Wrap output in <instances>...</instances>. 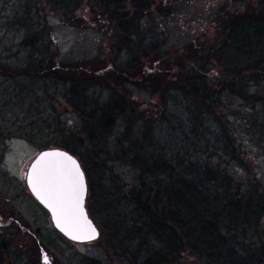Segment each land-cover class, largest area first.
<instances>
[{"label": "trees", "instance_id": "1", "mask_svg": "<svg viewBox=\"0 0 264 264\" xmlns=\"http://www.w3.org/2000/svg\"><path fill=\"white\" fill-rule=\"evenodd\" d=\"M182 1L90 0L88 10L110 33L106 57L117 55L116 63L95 61L98 56L77 66L48 62L45 19L37 14L43 25L36 29L25 19L29 62L26 73L12 76L27 91L62 89L80 119V131L65 130L57 110L42 113L38 96L33 99L41 123L32 124H40L41 134L54 125V141L43 151L58 148L79 159L89 214L120 264H264V199L233 188L229 168L242 167L244 150L219 116L224 96L261 107L253 129L264 143V95L250 91L264 84V0H220L218 6L215 0L210 29L164 52L160 40ZM42 3L67 20L77 18L72 0ZM137 90L159 99L153 114L141 109ZM0 251L5 264H23L20 253Z\"/></svg>", "mask_w": 264, "mask_h": 264}, {"label": "rangeland", "instance_id": "2", "mask_svg": "<svg viewBox=\"0 0 264 264\" xmlns=\"http://www.w3.org/2000/svg\"><path fill=\"white\" fill-rule=\"evenodd\" d=\"M72 1L75 2L76 10L72 16L77 18L67 20L63 11H57L58 14L51 12L49 5L46 7L42 0H0V248L8 247L20 253L23 264H43L42 250L47 253L52 264H120L104 240L105 232L101 228V237L94 243L75 245L65 240L54 228L50 215L30 194L25 178L34 159L54 141L50 129L54 125L49 124L41 134L40 124H32L40 122L34 115V110L37 111L33 105L35 96L40 100V112L47 114L58 111L60 119L58 115L57 119L65 130L78 132L82 127L78 116L68 107V99L63 97L62 89L46 93L38 89L35 92L27 91L21 89L17 82L20 79L14 77L24 74L23 68L29 62V51L23 47L28 34L22 26L28 25L25 19L29 20V24L32 22L34 29L43 25L42 19L40 23L36 21L37 14L45 19L48 36L44 45L52 55L47 57L48 62L57 59V64L71 63L77 66L79 62L91 61L98 56L95 61L102 58L116 63L117 55L112 60L106 57L111 54L110 35H106L110 33L103 28L101 21L98 22L99 17L88 10L90 0ZM218 1L217 6L220 4ZM214 3L215 0L180 2L179 7H176V15L165 26L166 35L160 40V43H165L164 52L185 45L193 32L201 35L206 33L210 29V8ZM132 7L129 2L127 8L134 13ZM145 22L150 23L149 19ZM151 25L146 24L145 29L150 30ZM50 81L53 83L54 79ZM32 82L38 85V81ZM250 91L253 95H264V84L254 85ZM133 93L141 109L153 114L151 110L159 99L150 92L137 90ZM254 108L237 96H224L219 116L230 122L233 132H229L235 137L236 148L244 150L242 167L232 165L229 168L233 176V188L244 192L246 196L253 193L264 199V143L257 139V129H253L255 125H260L256 119L262 108L259 107L257 111ZM137 129L140 130V125ZM137 135L135 130V137ZM113 151L110 148V153ZM36 232H39L41 239L35 237ZM5 239L9 241L6 243ZM5 256L3 252L0 264H5ZM15 261L11 260L10 263L16 264Z\"/></svg>", "mask_w": 264, "mask_h": 264}, {"label": "water", "instance_id": "3", "mask_svg": "<svg viewBox=\"0 0 264 264\" xmlns=\"http://www.w3.org/2000/svg\"><path fill=\"white\" fill-rule=\"evenodd\" d=\"M57 153L65 155H55ZM26 178L30 193L49 213L55 229L67 241L81 245L100 238V230L86 207L88 184L77 158L61 149L45 150L33 161ZM74 182L77 189L82 183V193L73 192ZM42 262L52 264L45 252Z\"/></svg>", "mask_w": 264, "mask_h": 264}, {"label": "snow or ice", "instance_id": "4", "mask_svg": "<svg viewBox=\"0 0 264 264\" xmlns=\"http://www.w3.org/2000/svg\"><path fill=\"white\" fill-rule=\"evenodd\" d=\"M45 155H52V154H45ZM55 155H65V154H59V153H57ZM77 176H79L78 170H77ZM77 190L82 193V191H83V185H82V183L79 184L78 189H77V185L74 182V184H73V192L75 193ZM77 203H78V199H77ZM77 226H79V225H77Z\"/></svg>", "mask_w": 264, "mask_h": 264}]
</instances>
